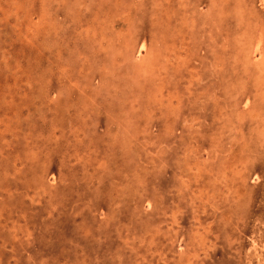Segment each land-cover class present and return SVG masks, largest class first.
<instances>
[{"label":"rangeland","instance_id":"1","mask_svg":"<svg viewBox=\"0 0 264 264\" xmlns=\"http://www.w3.org/2000/svg\"><path fill=\"white\" fill-rule=\"evenodd\" d=\"M0 264H264V0H0Z\"/></svg>","mask_w":264,"mask_h":264},{"label":"bare ground","instance_id":"2","mask_svg":"<svg viewBox=\"0 0 264 264\" xmlns=\"http://www.w3.org/2000/svg\"><path fill=\"white\" fill-rule=\"evenodd\" d=\"M256 181V180H255ZM256 185V184H255ZM253 229V228H252ZM263 244V243H262ZM255 245V244H254ZM250 250V249H249ZM261 253V252H260ZM262 255V254H261ZM259 256V255H258ZM256 261V260H255ZM250 262V261H249Z\"/></svg>","mask_w":264,"mask_h":264}]
</instances>
